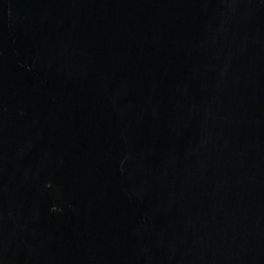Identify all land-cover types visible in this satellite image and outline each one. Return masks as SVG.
<instances>
[{
    "label": "water",
    "instance_id": "water-1",
    "mask_svg": "<svg viewBox=\"0 0 264 264\" xmlns=\"http://www.w3.org/2000/svg\"><path fill=\"white\" fill-rule=\"evenodd\" d=\"M0 264H264V0H0Z\"/></svg>",
    "mask_w": 264,
    "mask_h": 264
}]
</instances>
